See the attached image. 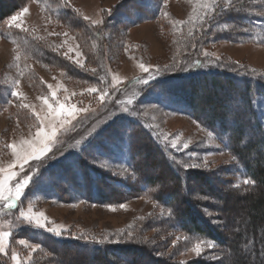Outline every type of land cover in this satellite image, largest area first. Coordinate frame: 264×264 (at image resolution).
I'll use <instances>...</instances> for the list:
<instances>
[{"label": "rangeland", "instance_id": "1", "mask_svg": "<svg viewBox=\"0 0 264 264\" xmlns=\"http://www.w3.org/2000/svg\"><path fill=\"white\" fill-rule=\"evenodd\" d=\"M127 1L0 0L3 6L14 8L10 15L0 21V26L5 31V35L0 32V169L5 170L0 171V179L8 175L9 171L18 173L10 181V185L25 176L32 177L16 207L7 208L5 202L0 201V232H10L5 241V251L0 252V264H17L13 259L14 254L20 264H69L71 258L75 257L76 253L72 248H56V256L53 250L45 249L32 241L28 236V228L62 229L59 234L48 231L58 236L81 240L138 244L157 256L162 264H194L209 256L214 246L212 243L173 231L162 222L168 214L167 210L146 194L122 199L120 195L115 193V197L113 193V197L119 200L109 204H95L82 199L80 193L72 189L69 190V195H64L60 200L52 188V181H60V178L54 174L52 177L43 175L48 163L81 148L103 126L125 113L136 114L147 120L166 148L177 153L178 162L184 167L188 165L185 168L190 172L191 187L197 191L194 193L197 209L210 216L219 232L229 226L227 237L230 239L233 230L230 226L238 229L237 226L242 224V211L245 212L242 208L232 210L226 219V213L209 209L212 205L223 207L224 202L216 201L213 195L216 193L227 196L230 186L225 180H236L235 174L227 172L233 162L232 158L215 136L196 119L170 111L163 103L157 106L134 102L132 99H137L141 85L151 75L178 73L188 68L194 58H203L205 62H230L237 67L243 66L252 72L264 74V42L238 40L236 34L231 39L218 37L217 30L214 33L215 39L208 37L206 31L214 21L213 11L216 8L233 9L239 0L149 1L150 5L148 2L145 4L151 11L148 14L133 12L132 25L119 23L117 16L114 17L117 6L125 5ZM246 1L252 10L264 2ZM208 4L213 5L214 10L206 8ZM61 7L73 11L80 18L76 19V23L84 26L81 29L71 27L59 20L56 11ZM24 8L29 11L9 25L11 17L22 13ZM119 18L122 19V16ZM15 23H19L21 28L15 27ZM227 26L222 29L227 31L226 35L233 30H228ZM86 27L88 30H85ZM261 29L264 36V22ZM15 30L23 32V35L18 38ZM97 33L98 36L95 35ZM30 37L35 38L49 52L89 74L92 79L71 74L66 63L58 59L49 62L32 56L30 47L27 48L28 52H25V48L24 51L20 50L16 41L29 42ZM141 63L149 67L148 72L139 67ZM93 78L100 81L95 82ZM206 84L197 82L194 85L198 104L205 96L208 97V90L213 88L210 83ZM49 85L52 86L51 89ZM92 88L97 91L90 92L89 89ZM52 90H56L55 98L51 97ZM13 92H19L20 95H13ZM102 92L107 93L103 101L100 100ZM42 96H48L49 102L75 105V118L48 119L42 125L40 118L33 114V108L41 117L46 114L47 106L40 99ZM257 105L264 120V103L259 98ZM239 108L241 103L233 101L231 109L238 111ZM82 109L86 111H81ZM61 123L63 127H60ZM53 126L57 127V134L48 141L50 151L40 159L29 160L23 169L17 164L14 169L9 170V165L17 159V153L31 150L25 142L35 141V147H40L36 135L38 129L43 127L50 131ZM246 135L254 137L249 132ZM173 143L177 147L173 148ZM11 144H15L16 148H11ZM185 144L188 145L187 148L183 147ZM142 150L144 151L143 148ZM91 162L109 174L130 175L124 160L107 162L96 159ZM167 170L169 169L161 157L147 159L146 172L149 175L161 174L168 177L169 182L165 186L170 190L175 181ZM41 173L42 180L38 177ZM200 191L205 194L203 199L198 197ZM237 197L232 193L229 198L236 204ZM180 198L181 193L176 200L180 201ZM241 206L244 207L243 204ZM29 210L31 213H44V227H38L21 216L22 212L29 213ZM198 223L202 226L200 221ZM21 240L25 243H19ZM197 242H202L203 248L199 256L191 250ZM242 251L248 252L246 246ZM64 252H69L67 262H62ZM84 264L97 262L91 259L86 260V263L84 261Z\"/></svg>", "mask_w": 264, "mask_h": 264}, {"label": "trees", "instance_id": "2", "mask_svg": "<svg viewBox=\"0 0 264 264\" xmlns=\"http://www.w3.org/2000/svg\"><path fill=\"white\" fill-rule=\"evenodd\" d=\"M149 1L165 2L128 0L125 5L117 6L114 17L117 16L119 23L132 25L133 12L148 14L151 11L145 4L148 2L150 5ZM236 4L233 9L216 8L213 11L214 21L206 31L208 37L215 39L214 33L217 30L218 37L231 39L236 34L238 40L264 42L261 29L264 22V2L253 10L246 0H239ZM13 9L8 5L3 6L0 2V21L10 15ZM56 14L59 20L71 27L81 29L84 26L82 23H76V19L80 18L65 7L59 8ZM119 16H122V19ZM226 26L228 30L233 29L227 35V31H222ZM85 30H88V27ZM0 32L5 35L2 26ZM15 33L18 38L23 35V32L16 30ZM95 35L98 36L99 33ZM16 42L20 50L24 51L25 48V52L29 51L27 48H32V56L49 62L58 59L66 63L71 74L92 79L89 74L49 52L35 38L30 37L29 42ZM93 80L100 81L96 78ZM145 81L148 82L141 85L137 99H132L134 102L157 106L163 103L170 111L196 119L215 136L224 151L231 156L233 162L227 172L235 174L236 180H225L230 186L227 196L216 193L213 195L216 201L224 202L223 207H209L211 211L226 213L225 219L231 215L232 210H245L242 211L244 218L241 226H237L238 229L230 226L233 229L230 239L227 237L229 226L226 225L227 227L219 232L210 216L197 209L194 199V193L197 191L191 187L189 169L178 162L177 153L168 150L150 123L136 114L125 113L115 117L85 141L81 148L48 163L44 167L43 175L52 177L54 174L60 178V181H52V188L60 200L64 195H69V190L72 189L80 193L82 199L95 204H109L119 200L115 198V193L122 199L137 194L148 195L167 210L168 214L162 221L165 225L175 232L193 239L207 240L214 245L206 259L198 260L194 264H264V120L257 105L258 98L264 103V74L252 72L243 66L237 67L230 62H205L203 58H194L188 68L178 73H157ZM197 82H204L205 85L208 82L213 86L208 90V97L205 96L199 104L197 92L194 90ZM233 101L241 103L238 111L231 109ZM203 103H206L205 106H201ZM248 132L254 137L247 136ZM156 156L162 158L175 181L170 190L165 186L169 182L168 177L161 174L149 175L146 172L147 159ZM96 159H104L107 162L124 160L130 175L117 176L100 170L91 162ZM41 175H38L40 180L43 177ZM245 180L250 183H244ZM180 193V201H177ZM232 193L238 196L236 202H240L239 204L230 201ZM204 195L202 191L198 192L199 199ZM27 232L32 241L45 249L53 250L56 256V248H72L76 254L69 264H84V261L86 263V260L91 259L97 264H162L147 248L134 243L81 240L58 236L41 228H28ZM245 246L247 253L242 251ZM68 253H62V262H67Z\"/></svg>", "mask_w": 264, "mask_h": 264}, {"label": "snow or ice", "instance_id": "3", "mask_svg": "<svg viewBox=\"0 0 264 264\" xmlns=\"http://www.w3.org/2000/svg\"><path fill=\"white\" fill-rule=\"evenodd\" d=\"M206 8L213 9V5L208 4L206 5ZM214 10V9H213ZM29 11L28 8H24L22 13H18L17 15H14L11 17V20L8 22L9 25H12L13 22L18 21L19 17L23 15L24 13H27ZM207 15V13H205ZM87 19V17H85ZM96 23V22H94ZM15 27L21 28V25L19 23H15ZM79 63V61H77ZM199 63V61L197 62ZM139 67L144 71L148 72L149 67L145 64L141 63ZM148 81H144V83H147ZM51 89V85L48 86ZM90 92H96L97 89L92 88L89 89ZM106 92H102L100 94V100L103 101L105 98ZM13 95L19 96V92H13ZM57 95L56 90L51 91V97L55 98ZM40 99L43 101L44 105L47 106V112L46 114L41 117V114L39 112H35V109L33 108V114L40 118V122L43 125L45 120L51 119L55 120L60 117H72L75 118V113L77 111L75 105H66L64 103H59L58 101L49 102L48 96H42ZM23 107H30L29 105H23ZM81 111H86V109H82ZM63 123L60 124V127H63ZM57 134V127L53 126L50 131H46L43 127L38 129L37 131V137L39 139L40 147H35L36 142L35 141H26L29 145V148L31 150H24L23 153H17V159L13 162V164L9 165V170L14 169L17 164H19L20 168L23 169L24 165L28 163L29 160L32 159H40L45 153L50 151V145L48 141H51ZM11 148L15 149L16 145L11 144ZM172 147H177L176 143L172 144ZM183 147L187 148L188 145L185 144ZM185 167H188V165H185ZM0 171H5L4 169H0ZM18 173L15 171H9L8 175H6L3 179H0V201L5 202V206L7 208H14L17 205V201L20 199V197L23 195L24 189L29 185L32 177L25 176L22 180L16 182L14 185H10V181L14 180ZM244 183H250V181L245 180ZM21 216L28 220L29 222L35 223L38 227H44L46 218L44 217V213H31V210H29V213H21ZM49 231H55L57 234L62 231V229H56V228H50ZM10 236V232H0V252L5 251V241ZM19 243L24 244L25 241L21 240ZM202 242H197L191 249L197 256H199L202 251ZM211 246V245H209ZM13 259L17 261V264H20V261L18 257L14 254Z\"/></svg>", "mask_w": 264, "mask_h": 264}]
</instances>
